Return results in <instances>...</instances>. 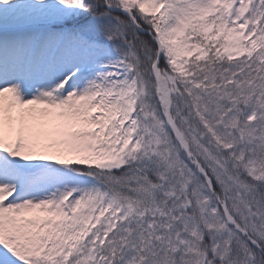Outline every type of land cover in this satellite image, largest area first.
<instances>
[{"label": "snow or ice", "instance_id": "6c2138e0", "mask_svg": "<svg viewBox=\"0 0 264 264\" xmlns=\"http://www.w3.org/2000/svg\"><path fill=\"white\" fill-rule=\"evenodd\" d=\"M0 264H264V0H0Z\"/></svg>", "mask_w": 264, "mask_h": 264}]
</instances>
